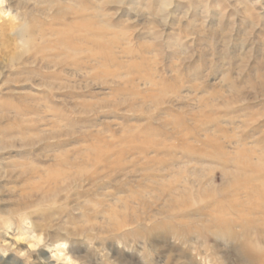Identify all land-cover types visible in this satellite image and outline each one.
I'll return each mask as SVG.
<instances>
[{
    "label": "rangeland",
    "instance_id": "1",
    "mask_svg": "<svg viewBox=\"0 0 264 264\" xmlns=\"http://www.w3.org/2000/svg\"><path fill=\"white\" fill-rule=\"evenodd\" d=\"M0 264H264V0H0Z\"/></svg>",
    "mask_w": 264,
    "mask_h": 264
}]
</instances>
